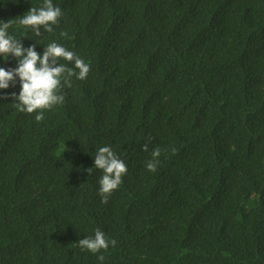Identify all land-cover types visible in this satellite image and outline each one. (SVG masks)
I'll list each match as a JSON object with an SVG mask.
<instances>
[{
  "label": "trees",
  "instance_id": "16d2710c",
  "mask_svg": "<svg viewBox=\"0 0 264 264\" xmlns=\"http://www.w3.org/2000/svg\"><path fill=\"white\" fill-rule=\"evenodd\" d=\"M43 3L0 0V24L91 70L40 122L0 89V264H264V0H53L37 37ZM104 146L128 168L107 203ZM97 229L116 245L82 250Z\"/></svg>",
  "mask_w": 264,
  "mask_h": 264
},
{
  "label": "clouds",
  "instance_id": "9594fccd",
  "mask_svg": "<svg viewBox=\"0 0 264 264\" xmlns=\"http://www.w3.org/2000/svg\"><path fill=\"white\" fill-rule=\"evenodd\" d=\"M62 15V10L53 5V0H44L41 7H31L18 23L33 31L38 37L41 35V28L51 33L53 25L59 24ZM11 26V20L0 24V56H3L5 60L9 57L15 58L18 66L14 69L0 67V89L15 87L18 77L21 90L18 95L12 93V98L18 101L17 107L21 112L35 114V120L40 122L45 118V111H51L63 104L65 100L62 94L63 88L72 86V78L75 76L79 80H86L91 68L76 53L56 42L45 46L42 55L36 51L35 45L25 48L21 39L9 34L8 30ZM61 35L67 36V33L63 32ZM61 60L73 64L74 67L60 63ZM147 150L148 147L145 145L144 151ZM175 152L176 149L173 148L172 153L175 154ZM161 154L160 148L152 152L153 159L146 165L150 172H156ZM94 163L95 168L103 171L99 181V193L102 202L107 203L112 193L122 184L128 168L108 146L97 150ZM92 170L93 168L87 170L90 175ZM116 243L115 239H109L100 229L95 231L94 237L78 240L82 250L93 254L106 252ZM98 259L102 262L105 257L99 255Z\"/></svg>",
  "mask_w": 264,
  "mask_h": 264
}]
</instances>
